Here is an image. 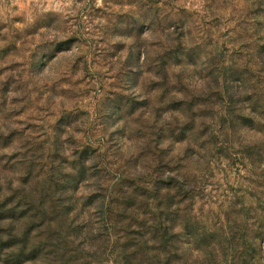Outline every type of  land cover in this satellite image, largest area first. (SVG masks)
<instances>
[{"label": "rangeland", "instance_id": "rangeland-1", "mask_svg": "<svg viewBox=\"0 0 264 264\" xmlns=\"http://www.w3.org/2000/svg\"><path fill=\"white\" fill-rule=\"evenodd\" d=\"M0 264H264V0H0Z\"/></svg>", "mask_w": 264, "mask_h": 264}]
</instances>
